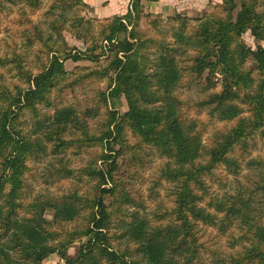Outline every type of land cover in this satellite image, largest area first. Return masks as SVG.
<instances>
[{
	"label": "trees",
	"instance_id": "trees-1",
	"mask_svg": "<svg viewBox=\"0 0 264 264\" xmlns=\"http://www.w3.org/2000/svg\"><path fill=\"white\" fill-rule=\"evenodd\" d=\"M129 1L125 14L101 20L96 32L94 18L71 16L78 6L90 7L84 0H0L2 10L12 9L8 2L18 4L20 39L0 54L5 69L0 72V264H43L55 253L63 264H207L200 223L227 232L236 218L241 219L238 250L212 264H264V211L251 215L257 209L252 193L264 194V172L247 198L213 196L207 182L220 166L237 174L254 135L264 137V45L253 48L242 39L250 31L264 40V0H222L218 12L169 16L173 42L142 36L141 22L150 14L142 0ZM43 8L50 31L33 19ZM70 21L74 34L89 42L86 50L68 43L64 32ZM69 59L95 66L60 85L69 76ZM188 71L189 83L205 78L211 86L220 82L221 89L184 101L177 89ZM90 78L108 80L91 103L62 98L64 87L75 90ZM123 99L128 108L122 112ZM43 105L53 112L43 111ZM103 106L105 120L90 130L88 119L99 117ZM190 106L236 122L205 141L210 121L191 119ZM26 111L34 120L32 132L26 130ZM128 132L134 144L128 143ZM148 148L175 165L169 163L165 172L176 182L173 205L155 224L134 208L143 204L131 186L138 173L133 166L146 165ZM47 154L77 155L79 164L62 156L53 172L80 184L30 198V162ZM124 159L127 169L121 173ZM249 163L264 167L262 160ZM218 212H226L224 218ZM76 244V255L69 254Z\"/></svg>",
	"mask_w": 264,
	"mask_h": 264
},
{
	"label": "rangeland",
	"instance_id": "rangeland-1",
	"mask_svg": "<svg viewBox=\"0 0 264 264\" xmlns=\"http://www.w3.org/2000/svg\"><path fill=\"white\" fill-rule=\"evenodd\" d=\"M89 4L90 7L78 6L74 9L75 13L71 14V16H81L86 20H91L94 18V27L93 29L97 32L100 28V23H102L103 19L109 16H113L115 14H125L128 10L130 1L126 5L125 2H122V7L120 9H112L107 10V4L109 0H98L97 8H95L91 0H84ZM148 1V0H147ZM146 0H142L144 4V13L150 14L146 16L140 25V32L142 36L146 38H156L163 39L164 41H172V24L173 22L169 20V16H173L177 13H180L189 17H198L202 16L205 13L218 12L222 0H184L182 4H176V6L172 9L168 5L159 6L158 10L151 9L150 3ZM47 0H45L46 4ZM9 6L12 7L11 10H2L0 8V54H5L10 51L12 45L18 44L20 45V39L17 34L18 24L17 20L19 18L18 13V4L8 2ZM187 4H192L194 7H185ZM149 5V6H147ZM264 8V6H263ZM44 8L39 9L33 15V19L37 21H42L43 26L47 31H50L48 27V23L46 22L47 17L44 15ZM158 16V17H157ZM72 17V18H73ZM155 20L158 24L157 27L154 26L152 21ZM69 22L68 26H71V29H68L64 32V35L68 41V43L79 49L86 50L89 42L85 39L78 38L74 34V27ZM84 36L86 39L90 38L91 32H86L83 29ZM242 39L253 48H257L259 44L264 45V40H257L251 34L250 31L243 34ZM101 45H106L105 40H99ZM108 50V49H106ZM107 51V56L109 55ZM103 56V60L105 59ZM106 61H102L101 64L105 65ZM188 62H185V64ZM66 69L69 72V76L65 80H60V85H67L74 78L83 75L87 71L91 70V67L95 66V64L89 60H67ZM0 72H5V69L0 67ZM191 75L189 71L186 73L184 80L182 81L180 87L177 89V93L184 101L195 102L198 100H202L207 98L211 93L219 91L221 89V83L215 82L216 84L211 86L209 85L208 80L205 78L201 79L199 83H189ZM14 79L10 78L8 75L7 82H13ZM216 80V78H214ZM108 80L105 79H88L84 83H80L75 87V90L70 87H64L62 91V98L64 100H70L76 98L83 102L91 103V96L96 94L98 89H107ZM244 108V116H248L249 109L246 105H242ZM183 109H186V106H182ZM126 101L123 99L122 106L120 110H127ZM43 111L47 113L53 112V107H47L45 105L42 106ZM209 108H199L197 109L195 106H190L188 110V116L193 119L195 117L201 119L202 122L210 123L207 125V133L204 136V140L208 139L213 132L219 129H223L225 127H230L232 124L236 122V120L232 121H220L216 117H211L208 114ZM242 114V115H243ZM106 118V108L103 106L101 108V114L99 117L94 119H88L90 130H97L98 124L101 123ZM30 124L27 126V131L32 132V122L34 121L31 118V113L26 111L25 117ZM255 140L253 141V145L249 147L248 151L245 153L243 159H241V165L239 172L237 174L231 173L230 169L226 166H220L215 169L214 176L208 177V186L210 188L211 195L218 197H229V196H240L247 198L250 193L249 190L255 189L258 183H260V176L262 172H264V167L262 170L260 169L258 164L249 163L251 160H262L264 162V137H262L259 133L254 135ZM127 141L129 144H134L136 142V138L128 132ZM119 148V145L116 146ZM143 152V151H142ZM144 158H146V165L139 166L135 165L133 168L137 169V174L135 178L131 179L132 190L135 191L138 200H141L143 206L142 207H134L139 209L142 213L146 214L149 220L153 224L158 222L159 214L165 212L173 205L174 199V191L176 182L169 179L166 176V170L168 169L169 163L174 167L175 165L168 158L163 157L156 149L148 148L146 152H143ZM67 157L66 159L79 164L77 155L73 154H61V155H52L47 154L40 157V159H32L30 162V170L28 175L29 183L31 184V189L28 194L30 198L37 196L38 194H47L58 192L61 190H68L73 186V184H80L76 179L64 178L62 174H58L53 172L54 168L60 166L59 158ZM87 157V156H86ZM127 169V165H125V159L121 161V173H125ZM253 201L255 203L254 206L256 211H253L251 215H258L259 213L264 211V194L262 191L252 193ZM204 206L211 212H215V208L207 206V201L203 203ZM219 213V212H218ZM226 212L219 213L220 218H224ZM49 218L52 217L51 214L48 215ZM82 219L79 220V223H82ZM264 221V215H263ZM241 219H235V226L230 227L227 232H222L216 226H210L207 224L200 223L202 241L206 245V249L203 253L204 261L207 264H212V260L221 256L223 258L229 259V255L235 253L239 248L238 236L241 233L240 229ZM78 250V244L71 247L69 249V254L76 255ZM64 260L57 254L50 255L43 264H63Z\"/></svg>",
	"mask_w": 264,
	"mask_h": 264
},
{
	"label": "crops",
	"instance_id": "crops-1",
	"mask_svg": "<svg viewBox=\"0 0 264 264\" xmlns=\"http://www.w3.org/2000/svg\"><path fill=\"white\" fill-rule=\"evenodd\" d=\"M98 0H91V3L93 5H95L94 7L97 8L98 4H97ZM147 1V0H146ZM194 1V0H191ZM122 2H125L126 5L128 3V0H109V3L107 4V10H112V9H120L122 7ZM148 3H150V8L151 9H156L158 10L159 6L161 5H168L170 8L172 7V9L176 6V4L179 3V5H184L182 4L184 2V0H158V1H147ZM147 5V6H149ZM185 7H194V5L192 4H187V6Z\"/></svg>",
	"mask_w": 264,
	"mask_h": 264
}]
</instances>
